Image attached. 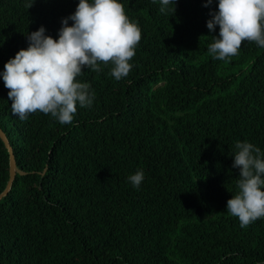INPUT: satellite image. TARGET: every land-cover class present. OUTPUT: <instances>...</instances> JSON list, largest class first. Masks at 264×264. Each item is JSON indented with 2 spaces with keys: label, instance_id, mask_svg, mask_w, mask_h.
<instances>
[{
  "label": "trees",
  "instance_id": "obj_1",
  "mask_svg": "<svg viewBox=\"0 0 264 264\" xmlns=\"http://www.w3.org/2000/svg\"><path fill=\"white\" fill-rule=\"evenodd\" d=\"M118 2L141 29L132 68L116 80L111 62L85 67L93 102L61 124L13 115L2 73L27 34L58 39L79 0H0V127L25 171L0 199V264H264V217L241 228L226 208L236 143L264 153V47L209 53L218 0ZM8 177L0 138V192Z\"/></svg>",
  "mask_w": 264,
  "mask_h": 264
},
{
  "label": "clouds",
  "instance_id": "obj_2",
  "mask_svg": "<svg viewBox=\"0 0 264 264\" xmlns=\"http://www.w3.org/2000/svg\"><path fill=\"white\" fill-rule=\"evenodd\" d=\"M175 0H161V12ZM213 0H206L209 7ZM34 3V2H33ZM33 3L27 5L30 8ZM175 11V7H174ZM207 28L219 36L208 51L217 60L235 56L244 41L264 47V0H218V11L210 12ZM69 20L74 23L69 26ZM41 26L27 34V49L19 50L4 65L2 78L9 89L13 115L21 120L37 111L51 114L61 124H71L80 107L91 106L90 85L77 80L87 67L101 71L100 63H112L111 76L126 77L141 40V29L125 14L118 0H79L76 11L62 20L58 39L45 35ZM232 167L239 169L237 193L227 201V211L241 228L264 217V153L249 142H237ZM136 188L142 171L128 177Z\"/></svg>",
  "mask_w": 264,
  "mask_h": 264
},
{
  "label": "water",
  "instance_id": "obj_3",
  "mask_svg": "<svg viewBox=\"0 0 264 264\" xmlns=\"http://www.w3.org/2000/svg\"><path fill=\"white\" fill-rule=\"evenodd\" d=\"M0 138L3 141L5 147L8 151V163H9V177H8V181H7L4 189L0 192V199H1L10 190L16 173L24 174L25 171H23L17 167L16 162H15V156H14L13 148L10 144V141H9L6 133L3 131V129L1 127H0Z\"/></svg>",
  "mask_w": 264,
  "mask_h": 264
}]
</instances>
